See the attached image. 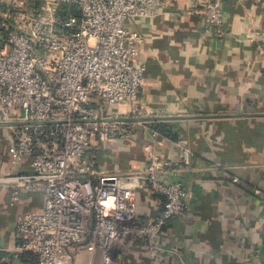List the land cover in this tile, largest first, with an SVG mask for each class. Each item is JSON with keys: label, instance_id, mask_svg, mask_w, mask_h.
Wrapping results in <instances>:
<instances>
[{"label": "built area", "instance_id": "2783aa9c", "mask_svg": "<svg viewBox=\"0 0 264 264\" xmlns=\"http://www.w3.org/2000/svg\"><path fill=\"white\" fill-rule=\"evenodd\" d=\"M226 1L195 0L185 11L222 34ZM168 6L166 0H9L0 14V123L10 129L9 157L25 165L0 180L8 183L10 205L23 193L43 197L41 208L14 223L17 250L35 254L37 264H75L83 253L115 264L129 239L153 255L163 251L165 222L185 213L189 191L177 176L188 149L166 158L154 147L160 132L151 122L162 114L141 97L142 37L125 25ZM119 106L125 108H109ZM142 130L148 137L141 168L106 176L96 167L98 141ZM146 187L162 196V208L141 219L136 200Z\"/></svg>", "mask_w": 264, "mask_h": 264}, {"label": "crops", "instance_id": "0c3cea01", "mask_svg": "<svg viewBox=\"0 0 264 264\" xmlns=\"http://www.w3.org/2000/svg\"><path fill=\"white\" fill-rule=\"evenodd\" d=\"M8 1L0 0V14ZM166 1L157 15L130 17L125 25L142 37L141 97L169 132L156 129L154 147L166 158L188 149L177 176L189 191L188 207L165 222L163 251L149 255L129 239L115 264H264V0H227L222 34L186 13L195 0ZM9 134L0 123V177L25 170L7 153ZM147 137L142 130L98 141L96 167L106 176L141 168ZM9 198L8 183L0 180V264H29L19 259L14 223L41 208L43 197L23 193L15 205ZM136 201L141 219L162 208V196L147 187ZM75 264H100V255L80 254Z\"/></svg>", "mask_w": 264, "mask_h": 264}, {"label": "trees", "instance_id": "16d2710c", "mask_svg": "<svg viewBox=\"0 0 264 264\" xmlns=\"http://www.w3.org/2000/svg\"><path fill=\"white\" fill-rule=\"evenodd\" d=\"M151 125L153 126L154 129L159 130L161 133L169 134L166 126L162 125V123H159V121L154 120L151 122ZM4 254H5L4 252L0 251V257L3 256ZM19 259L21 262H28L29 264H37V256L29 251H23V253L19 255Z\"/></svg>", "mask_w": 264, "mask_h": 264}]
</instances>
